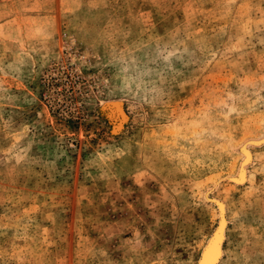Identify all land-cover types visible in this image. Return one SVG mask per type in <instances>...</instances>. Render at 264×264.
Instances as JSON below:
<instances>
[{"label": "rangeland", "instance_id": "obj_1", "mask_svg": "<svg viewBox=\"0 0 264 264\" xmlns=\"http://www.w3.org/2000/svg\"><path fill=\"white\" fill-rule=\"evenodd\" d=\"M220 203L264 264V0H0V264H198Z\"/></svg>", "mask_w": 264, "mask_h": 264}, {"label": "bare ground", "instance_id": "obj_2", "mask_svg": "<svg viewBox=\"0 0 264 264\" xmlns=\"http://www.w3.org/2000/svg\"><path fill=\"white\" fill-rule=\"evenodd\" d=\"M243 152L242 153L245 156L246 162L250 161L251 159L250 152H247L245 150ZM243 173L244 172H242V174L241 172L239 173L242 176V177L240 176L241 179L239 178L241 182H244L246 180V175ZM219 207L222 210L221 215H220L219 228L217 229V231L211 238L208 245L205 247L202 257L200 261L198 262V264H219L222 259L223 244L226 238L225 234H226L227 221H226L225 214H224L223 204L220 203Z\"/></svg>", "mask_w": 264, "mask_h": 264}]
</instances>
